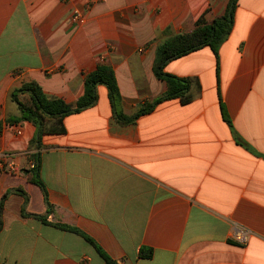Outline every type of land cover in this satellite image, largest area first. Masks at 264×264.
I'll use <instances>...</instances> for the list:
<instances>
[{"label": "crops", "instance_id": "crops-1", "mask_svg": "<svg viewBox=\"0 0 264 264\" xmlns=\"http://www.w3.org/2000/svg\"><path fill=\"white\" fill-rule=\"evenodd\" d=\"M228 3L0 0V264H105L55 224L118 264H264V0H238L218 55L206 45L167 62L164 72L194 80L187 104L166 100L120 124L98 85L97 102L39 148L32 122L7 123L21 115L15 90L36 82L74 105L101 64L115 73L118 110L134 115L167 90L159 46Z\"/></svg>", "mask_w": 264, "mask_h": 264}, {"label": "trees", "instance_id": "trees-1", "mask_svg": "<svg viewBox=\"0 0 264 264\" xmlns=\"http://www.w3.org/2000/svg\"><path fill=\"white\" fill-rule=\"evenodd\" d=\"M237 2L238 0H229L226 12L222 17L215 19L209 24L199 25L191 33L179 34L170 42H165L159 46L158 54L160 57L156 62L154 72L159 79L166 82L167 90L162 96L145 102L134 115L126 116L123 112L118 110L121 97L115 73L109 65L101 64L87 75L84 93L74 105L67 104L60 98L48 97L36 82L25 84L22 88L15 90L12 93V97L19 105L21 115L15 120H7V123L17 122L19 120L32 122L36 127V135L32 139L30 146L39 148L43 135L66 133V127L63 122L65 116L86 109L97 102L98 85H104L108 89L109 99L114 109L116 120L120 124L133 122L140 115L151 112L159 103L166 100L180 98L181 102L184 104L191 102L193 99L192 86L194 80L168 74L164 72V67L171 59L180 57L206 45L210 46L215 54L218 55L219 46L232 30V19ZM20 93H27L29 101H20L18 97ZM32 158L38 161L37 154H33ZM38 168L39 163L37 162L32 170V181L42 187L45 192L44 185L39 178ZM41 218L45 221L46 216H41ZM55 225L61 229H66L82 235L96 247L98 253L104 259L105 264H118L97 246L91 238L78 229L61 224ZM141 251V255L147 258H150L153 254L151 248L144 247Z\"/></svg>", "mask_w": 264, "mask_h": 264}, {"label": "built area", "instance_id": "built-area-1", "mask_svg": "<svg viewBox=\"0 0 264 264\" xmlns=\"http://www.w3.org/2000/svg\"><path fill=\"white\" fill-rule=\"evenodd\" d=\"M72 20L75 22H79L82 23L84 21V18L81 16L80 12L78 10H75L72 16ZM20 133V132H18ZM8 158V155L3 153L0 154V173L3 171L4 166H5V162Z\"/></svg>", "mask_w": 264, "mask_h": 264}, {"label": "rangeland", "instance_id": "rangeland-1", "mask_svg": "<svg viewBox=\"0 0 264 264\" xmlns=\"http://www.w3.org/2000/svg\"><path fill=\"white\" fill-rule=\"evenodd\" d=\"M37 162H38L37 160H35L34 158H32V163H33L32 170L36 166Z\"/></svg>", "mask_w": 264, "mask_h": 264}]
</instances>
